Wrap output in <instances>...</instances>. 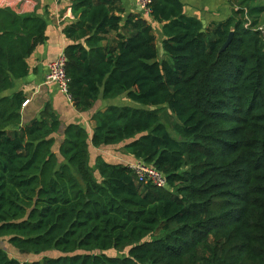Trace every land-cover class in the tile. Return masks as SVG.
<instances>
[{
	"label": "trees",
	"instance_id": "trees-1",
	"mask_svg": "<svg viewBox=\"0 0 264 264\" xmlns=\"http://www.w3.org/2000/svg\"><path fill=\"white\" fill-rule=\"evenodd\" d=\"M233 15L188 17L152 0V24L120 0H73L64 28L69 95L96 116L92 138L47 105L24 124L28 59L47 40L34 15L0 9V264H264V0H229ZM232 39L227 48H222ZM116 147L166 186L89 148Z\"/></svg>",
	"mask_w": 264,
	"mask_h": 264
},
{
	"label": "crops",
	"instance_id": "crops-1",
	"mask_svg": "<svg viewBox=\"0 0 264 264\" xmlns=\"http://www.w3.org/2000/svg\"><path fill=\"white\" fill-rule=\"evenodd\" d=\"M126 14L137 13L147 19L157 36V46L163 56V25L153 20L151 15L144 16L134 0H120ZM184 6V13L206 23L225 21L233 15L234 9L229 0H180ZM10 8L17 14L34 15L46 23V42L39 46L28 59L29 73L27 77L15 82L9 94L23 92L27 104L22 110L24 124L36 118L44 108L49 105L56 113L62 127L77 124L84 127L92 138L97 125L95 119L98 114L104 113L110 106H124L131 104L124 95L115 100H99L94 108L87 113H79L71 100H69L55 84H47L46 77L49 65L58 56L64 54L70 41L64 34V28L72 22H77L78 13L73 9V0H0V9ZM90 165L93 167L99 158L111 164H124L131 166L137 160L123 151V145L116 147H103L97 149L92 145L89 148ZM5 239H0L2 242ZM0 242V247L9 254L14 252ZM8 247V248H7ZM11 255V254H10Z\"/></svg>",
	"mask_w": 264,
	"mask_h": 264
},
{
	"label": "built area",
	"instance_id": "built-area-1",
	"mask_svg": "<svg viewBox=\"0 0 264 264\" xmlns=\"http://www.w3.org/2000/svg\"><path fill=\"white\" fill-rule=\"evenodd\" d=\"M136 5L143 12L144 16L151 15L152 0H134ZM47 84H55L59 90L69 99V78L66 73V58L61 54L49 65V72L46 77ZM27 102L24 104L26 105ZM130 168L136 173L141 182H152L157 187L163 188L166 186L165 176L152 166H148L144 162L137 161Z\"/></svg>",
	"mask_w": 264,
	"mask_h": 264
},
{
	"label": "rangeland",
	"instance_id": "rangeland-1",
	"mask_svg": "<svg viewBox=\"0 0 264 264\" xmlns=\"http://www.w3.org/2000/svg\"><path fill=\"white\" fill-rule=\"evenodd\" d=\"M1 242V241H0ZM4 246H8L7 245V243H6V241L5 240H3L2 242H1ZM10 247H11V250H13L14 252H11L10 254H11V256L12 257H19V258H24L23 256H21L20 255V253L17 251V250H15L11 245H10ZM8 248V247H7Z\"/></svg>",
	"mask_w": 264,
	"mask_h": 264
},
{
	"label": "water",
	"instance_id": "water-1",
	"mask_svg": "<svg viewBox=\"0 0 264 264\" xmlns=\"http://www.w3.org/2000/svg\"><path fill=\"white\" fill-rule=\"evenodd\" d=\"M202 24H203V32L205 31V29H206V23L205 22H202ZM232 36H233V33L230 35V38H229V41L225 44V46L222 48V51H224L226 48H227V46H228V44L230 43V41H231V39H232Z\"/></svg>",
	"mask_w": 264,
	"mask_h": 264
}]
</instances>
